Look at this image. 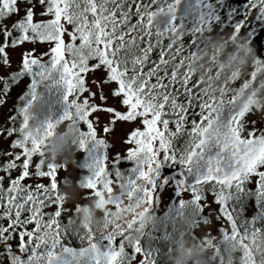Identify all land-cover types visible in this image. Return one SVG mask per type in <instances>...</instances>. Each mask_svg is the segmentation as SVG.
<instances>
[{
  "label": "snow or ice",
  "instance_id": "1",
  "mask_svg": "<svg viewBox=\"0 0 264 264\" xmlns=\"http://www.w3.org/2000/svg\"><path fill=\"white\" fill-rule=\"evenodd\" d=\"M180 3L181 0H0V55L8 57L6 45L48 42L45 51L38 52L35 48L24 51L21 63L27 67L35 64L37 58H51L48 71L54 69L61 73L67 88L66 99L88 125L80 147L83 149L89 139L115 133L121 143L130 145L126 148L129 158L139 160L138 178L149 181L161 157L175 158L170 149L176 137L187 133V141L191 140L181 157L182 162H190L203 150L206 139L217 135L213 128L216 111L226 102L237 101L235 95L227 100H206L198 92V83L190 85L186 71L180 77L175 70H169V63L181 54L180 49L174 53L172 38H169V33L178 38L176 34L180 32L175 22ZM37 15L44 18L37 19ZM165 18L167 24L163 28L154 23ZM241 27L242 23H237L234 33ZM65 34L67 42L63 38ZM154 51L155 60L151 57ZM99 69H103L105 75H95ZM90 71L94 73L92 86L97 92L86 87L83 74ZM250 76H255V70ZM109 82H114L115 88H108ZM92 97L100 103L90 99ZM194 98L198 101L195 106L192 104ZM109 99L113 100L111 105ZM117 103L124 110L118 109ZM246 111L247 106H244L243 111L232 117L231 133L217 141L222 148L230 150L237 161V169L230 175H221L216 169V174L205 177L206 180L228 186L238 183L241 173L264 178V170H261L264 169V136L255 137L252 132L240 131L241 117ZM90 114H93L91 118ZM68 115L65 113L66 117ZM20 118L22 138L10 142L0 163V220L6 221V224L0 223V264H4L5 259L7 264H31L37 249L45 243L44 229H50L54 218L61 215V205L53 195L57 188L56 169L48 165V170L43 171L36 164L33 155L39 145L35 140L29 141L24 131L29 119L27 107L21 111ZM137 120L142 129L126 130L121 139L117 122ZM46 127L51 128L52 123H46ZM98 127L103 135L98 134ZM13 171L17 173L14 176ZM104 171V163L98 162L94 178L86 183L97 195L100 184H111L104 179ZM26 179L31 183H25ZM144 197L145 202L150 203L151 193L147 188ZM217 198L222 203L223 196ZM224 215L231 223L232 217L227 210ZM29 225L33 226L29 228ZM236 233L233 226L232 234ZM87 239L95 249L92 236ZM58 240L57 226L56 242ZM108 240L111 243L112 236ZM135 250L139 252L138 248ZM54 255V252L49 253L51 259ZM117 258L118 253L112 252L107 264H116Z\"/></svg>",
  "mask_w": 264,
  "mask_h": 264
},
{
  "label": "flooded vegetation",
  "instance_id": "2",
  "mask_svg": "<svg viewBox=\"0 0 264 264\" xmlns=\"http://www.w3.org/2000/svg\"><path fill=\"white\" fill-rule=\"evenodd\" d=\"M262 12L264 10L252 6L251 0H181L175 21L179 25L184 39V48L181 54L187 56L203 42L208 34L234 32L235 25L242 23L240 31L236 34L249 41L250 46L255 50L257 61L264 64V14ZM154 23L157 27L163 28L167 24V19L165 18L162 22L154 21ZM151 57L153 60L157 58L155 51ZM7 67L9 70L13 69L11 64H8ZM198 92H200L199 87ZM11 96L8 93L0 94V133L4 134L0 135V163L4 160V150L8 148L10 142L22 138L19 129V124L22 122L18 114L19 106L24 104L30 107L29 101L25 103L17 101L21 97H29V94L22 96L12 94ZM90 99L95 101L96 98ZM197 102V99L194 98L193 106ZM115 106L117 107V105ZM243 109V105L238 101L235 103L226 102L214 114L213 128L217 135L206 139L202 146L203 150L199 151L201 170L205 173V177L216 174V169L222 171L219 172L221 175H230L229 170L237 169V161L232 158L230 150L222 148L217 141L231 133L232 117ZM79 120L80 116L75 115L77 125ZM137 122L139 124V120ZM139 127L142 129V125L139 124ZM170 127L174 128L171 125ZM97 131L99 132L98 128ZM240 131L242 133L252 132L255 137L264 136V120L259 119L258 115L245 112L241 117ZM96 140L98 141V137ZM113 141L114 139L110 135V140L106 144L112 148ZM186 141L187 133L183 137H176L170 149L175 154V158L161 157L159 167L155 168L150 176L151 188L148 190L151 193V200L150 203H147L146 212L152 211L153 217L149 225L140 227L138 239L130 244L126 243V232L123 229L120 235L112 236L111 243H109L108 236L97 234L92 237L91 243L98 245L103 252L113 249L116 246L115 241H119L120 255L116 264H126L127 261H131V264H162L163 259L172 250L173 236L181 228V224L177 220L178 210H182L183 214L189 218L187 228L191 233V239L197 246L200 240L207 236L220 240L222 244L230 236L233 226L241 239L251 231L264 228V187H262L264 178H255L252 174L241 173L240 181L228 186H221L206 179L198 184H186L182 170L187 163L182 162L181 159ZM110 155H113L114 158L116 156L125 157L121 155V151ZM90 157L89 149L78 148L70 169V167L58 168L54 164L46 163L40 148L33 155L41 170L47 171L48 165L54 166L57 184L63 179H72L74 183L80 180L86 182L89 175L94 176L96 167L90 163ZM98 160L106 161L105 157ZM125 164L122 163L119 167V177L122 179L126 173ZM210 168L212 172L209 171ZM111 170L113 167L110 163L107 172L110 173L112 180H116L117 173L115 170L112 172ZM72 173L75 175L74 178ZM16 174L15 171L12 172L13 176ZM24 182L31 183V180L26 179ZM42 182L47 183V180ZM220 195L223 196L222 203L217 198ZM225 210L232 217L231 223L225 219ZM63 212L68 213V209H63ZM47 214L50 215V213ZM0 223L6 224V221L0 220ZM12 244L15 245L16 241L13 240ZM86 245H90V243L85 233L72 232V235L69 236L63 233L59 236L57 246L52 252H61L65 246L83 247ZM137 248L139 252L135 250ZM14 250L16 249L14 248ZM219 250L218 246L217 251ZM133 261L135 263H132ZM4 263L7 264L6 259Z\"/></svg>",
  "mask_w": 264,
  "mask_h": 264
},
{
  "label": "clouds",
  "instance_id": "3",
  "mask_svg": "<svg viewBox=\"0 0 264 264\" xmlns=\"http://www.w3.org/2000/svg\"><path fill=\"white\" fill-rule=\"evenodd\" d=\"M251 4L264 10V0H251ZM176 37L169 33L174 53L176 49L182 53L184 39L181 31ZM168 68L170 71L175 70L180 77L186 71L190 85L199 84L202 98L227 100L235 95L243 108L247 106L246 113L258 115L259 119L264 120V66L257 61L249 41L236 33L208 34L187 56L176 55ZM254 70L255 76L251 77ZM28 117L29 123L24 131L29 141L35 140L38 143L46 163L58 168L70 165L80 147L78 126L69 121L52 123V127L47 128L43 120H35L30 112ZM190 143L191 140L186 141L183 151L188 150ZM145 187L142 181L121 187L119 181L114 179L110 185L100 184L97 195L86 187L84 180L75 183L71 179L61 180L53 195L61 205L62 214L54 218L55 223L50 229H44L43 245L56 241L57 226L59 236L63 233L83 232L87 237L97 234L109 237L120 235L123 229L126 232V243L130 244L138 239L145 209L148 208L146 197L139 198L136 195ZM65 208L68 209L67 215L63 214ZM177 220L181 228L173 236L172 250L162 264H264V228L251 231L243 239L231 231L222 244L220 240L207 236L197 246L187 228L189 218L182 210H178ZM201 235L204 236L203 233ZM50 252L34 256L31 264H50Z\"/></svg>",
  "mask_w": 264,
  "mask_h": 264
},
{
  "label": "trees",
  "instance_id": "4",
  "mask_svg": "<svg viewBox=\"0 0 264 264\" xmlns=\"http://www.w3.org/2000/svg\"><path fill=\"white\" fill-rule=\"evenodd\" d=\"M39 11L40 8L39 6H37L36 12L39 13ZM36 18L40 19L44 17H40L39 15H37ZM13 19H15V17H13ZM63 38L67 42L68 37L66 34ZM33 45L38 46V49H36L38 52L47 50L49 46L48 42L42 43L37 41L35 44L30 41L21 42V44L17 46L6 45V47L9 46V48H7V53L10 55L16 50V47L18 46L24 51L30 50L32 49ZM12 57L14 62L11 61L10 63H12L11 66L13 69L9 70V67H7V70L3 74L0 73V92L2 94L8 93L10 97L11 94H20V96L29 94V97H21V99H17V101H21L23 103L27 101L30 102V107L24 104L20 105L18 108V114L20 115L21 111L25 109V107H27L28 113L30 112L31 116L37 121L43 120L45 123H67L71 121L77 125L75 121V115H78L77 111L72 106L70 101L66 99V97H63V87L66 85L61 80V73L58 70H53L51 72L48 71V69L51 67V58H37V62L35 64H30L25 67L24 64L21 63L22 56L17 58L15 57L14 53H12ZM96 71L104 72L103 69H99ZM86 74L87 73L83 75L85 76ZM109 83H112L115 88L114 82ZM86 87L90 89V84L87 79ZM19 88L20 92L14 93L18 91ZM84 95H86V93ZM65 113H69L70 115L66 117ZM92 116L93 114H90V118ZM80 120L84 124L81 123ZM80 120L77 126L82 140L85 138V135L88 132V125L81 118ZM79 149L82 148L79 147ZM83 149H89L91 153L90 163L96 167L97 163L101 162V160L97 161V154H100V146L96 138L89 139ZM125 161L126 173L124 179H122L119 177V167L121 163ZM72 163L65 168L71 167ZM111 164L113 170H115L117 173L116 180L119 181L121 187H129L131 185V182L139 183L142 181L146 185L145 188H151L150 181H143L138 178V173L141 169L139 160L129 158L127 152L124 158L116 156V158L112 160ZM113 170H111V172ZM123 181H125L124 184ZM136 195L139 198H143L144 190L138 192ZM63 214L67 215L68 213L63 212ZM66 235H72V232L66 233ZM40 253L41 248L37 249L36 255H40ZM126 264L131 263L127 261Z\"/></svg>",
  "mask_w": 264,
  "mask_h": 264
},
{
  "label": "water",
  "instance_id": "5",
  "mask_svg": "<svg viewBox=\"0 0 264 264\" xmlns=\"http://www.w3.org/2000/svg\"><path fill=\"white\" fill-rule=\"evenodd\" d=\"M6 55L8 56L7 53ZM0 63H9L8 57L0 55ZM201 165L200 154L198 153V155L193 157L182 170V175L186 184L193 185L204 181L205 173L201 170ZM235 170L236 169L233 168L229 170V173L231 174ZM152 217V211L146 212L142 227L149 225L152 222ZM118 242V240L115 241L116 246L107 252H103L98 245H95V249H92L90 245H86L82 248L65 246L61 252L54 253L55 255L50 260V264H107L108 255L112 252H117L119 257L120 248ZM65 249H68V251H65Z\"/></svg>",
  "mask_w": 264,
  "mask_h": 264
},
{
  "label": "rangeland",
  "instance_id": "6",
  "mask_svg": "<svg viewBox=\"0 0 264 264\" xmlns=\"http://www.w3.org/2000/svg\"><path fill=\"white\" fill-rule=\"evenodd\" d=\"M0 42H2V37H0ZM6 48H9V46H7ZM32 48L38 49V46L37 45H33ZM12 51H13V49H12ZM12 53H14L15 57L18 58V57L23 56L24 50H22L18 46V47H16V50L14 52H12ZM12 53L8 56V59L10 61H13L14 62L13 57H12ZM7 66H8V63L7 64L0 63V72H5L7 70ZM93 75H94V73L90 71L89 73H87L85 75V78L89 81L90 90L91 91H94V92H97V89L92 86V78H93ZM95 75H105V73L103 71H100V72H97L96 71L95 72ZM108 88H114L113 84L112 83H108ZM106 91H107V89H105V92ZM19 92H20V88L18 89V91L14 92V93H19ZM66 92H67V88H66V86H64L63 87V97H65V93ZM94 102L100 103V101L97 98L95 99ZM112 103H113V100L112 99H109L108 100V104L111 105ZM32 105H33V103H32ZM116 105H117V108L118 109L124 110V108H123L122 105H120L118 103ZM101 118H103V117H101ZM137 121L134 122V123H121V122H117L116 129L119 130V135H120V138L121 139H123V137H124V131L131 130V129L135 128V127H139V124H138ZM80 122L83 123L81 120H80ZM98 130H99L98 134L103 135V133L101 132V129L99 127H98ZM114 135H115V133L113 135H111L113 137V139H114V141H113L114 142V145H113L112 148L109 145L106 144L110 140V135H107V136H99L98 137V143H99V146H100V154H97V156H98V159L105 157L106 161L105 160H101V162H103L104 163V166H105L104 179L105 180H110L111 182L113 180L110 177V173L108 174V172H107V167L110 166V163L112 162V160H114V156L113 155H110V154L116 153L118 151H121V155L124 157L126 155V151H127L126 148L129 146V145H126L124 143H121L120 140L116 136H114ZM122 163L125 164V162H122ZM72 171H73V168H72ZM58 176H59V174H58ZM72 176H73V178L75 177L74 173H72ZM92 178H94V176L89 175L88 180L89 179H92ZM56 179H57V177H56ZM87 181H86V183H87ZM61 214H62V210H61ZM56 246H57V242L56 241L55 242H52V243H49V244L45 245L44 247L41 245L40 246V248H41L40 255H46L49 250L53 251L56 248ZM132 263H135V261H133ZM4 264H6V263H4Z\"/></svg>",
  "mask_w": 264,
  "mask_h": 264
},
{
  "label": "bare ground",
  "instance_id": "7",
  "mask_svg": "<svg viewBox=\"0 0 264 264\" xmlns=\"http://www.w3.org/2000/svg\"><path fill=\"white\" fill-rule=\"evenodd\" d=\"M74 247V246H73ZM84 247V246H83ZM76 248V247H75ZM77 248H82V247H77ZM118 259H119V257H118ZM129 262H131V261H129Z\"/></svg>",
  "mask_w": 264,
  "mask_h": 264
}]
</instances>
